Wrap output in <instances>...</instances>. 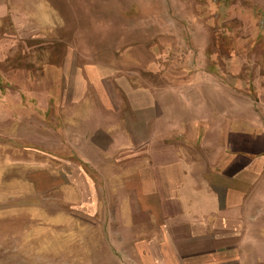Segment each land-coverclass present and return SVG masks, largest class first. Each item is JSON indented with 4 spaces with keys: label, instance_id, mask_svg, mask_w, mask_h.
<instances>
[{
    "label": "rangeland",
    "instance_id": "rangeland-1",
    "mask_svg": "<svg viewBox=\"0 0 264 264\" xmlns=\"http://www.w3.org/2000/svg\"><path fill=\"white\" fill-rule=\"evenodd\" d=\"M122 72L149 90L155 129L229 119L255 139L264 0H0V264H138L140 214L97 132L113 134ZM258 168L244 220L263 251L264 158Z\"/></svg>",
    "mask_w": 264,
    "mask_h": 264
},
{
    "label": "crops",
    "instance_id": "crops-1",
    "mask_svg": "<svg viewBox=\"0 0 264 264\" xmlns=\"http://www.w3.org/2000/svg\"><path fill=\"white\" fill-rule=\"evenodd\" d=\"M122 75L120 97L106 106L115 105L113 134L109 127L97 132L114 142V173L121 178L122 194L136 202L131 215L140 214L139 220L130 219L138 228L128 244L132 257L138 264H264V250L250 238L244 220L252 172H259L264 158V133L254 139L236 133L234 122L228 130L229 119L223 126L207 118L208 123L196 118L187 126V121L169 122L155 129L149 90L130 85ZM171 131L179 135L166 141ZM187 132L188 140H182ZM155 133H163V143L156 145Z\"/></svg>",
    "mask_w": 264,
    "mask_h": 264
}]
</instances>
